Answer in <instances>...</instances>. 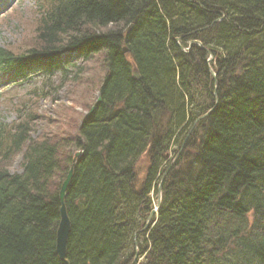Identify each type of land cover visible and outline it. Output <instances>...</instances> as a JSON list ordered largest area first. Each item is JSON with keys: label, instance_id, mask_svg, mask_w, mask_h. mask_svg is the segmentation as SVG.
<instances>
[{"label": "trees", "instance_id": "1", "mask_svg": "<svg viewBox=\"0 0 264 264\" xmlns=\"http://www.w3.org/2000/svg\"><path fill=\"white\" fill-rule=\"evenodd\" d=\"M36 8L27 50L0 48L10 85L42 75L28 92L34 101L14 104L16 120L0 117V264H132L136 255L135 264H264V0ZM66 53L78 59L61 62ZM70 84L93 86L88 114L74 136L45 131L40 99ZM72 166L65 263L58 195ZM160 184L157 218L140 232Z\"/></svg>", "mask_w": 264, "mask_h": 264}, {"label": "rangeland", "instance_id": "2", "mask_svg": "<svg viewBox=\"0 0 264 264\" xmlns=\"http://www.w3.org/2000/svg\"><path fill=\"white\" fill-rule=\"evenodd\" d=\"M2 1L6 5L11 6L6 8L4 14L0 15L1 18V16L7 13L5 17L0 19V48L9 49L17 54L23 53L27 50V47L32 43L36 35V17L38 16L36 7L38 0ZM89 69L90 71L84 74L82 78L83 83H86L87 80L93 83L92 74L96 73L98 65L90 66ZM41 76L38 73H31L26 83L20 86H14L7 85V81L3 80V77L0 75V117L6 123H11L16 120V114L14 112V108H16L14 104L16 102L26 104L27 101H34V98L28 92L34 85L40 83L38 79ZM22 80L20 79L19 81ZM55 86H58V84ZM96 95L91 84H79L74 87L70 84L62 89H58L56 94L50 96L47 100L40 99L38 112L46 117V122L43 120V126H41L45 131L53 134L60 133V130H63V134L74 136L76 134L74 126H77L88 114V106L92 103ZM177 150L178 146L174 147L169 156L171 160H174L173 152ZM20 163L21 158L17 157L11 166V171L20 172ZM146 166L147 159L143 155L137 165L141 179L144 176ZM154 201L156 204L155 197Z\"/></svg>", "mask_w": 264, "mask_h": 264}, {"label": "water", "instance_id": "3", "mask_svg": "<svg viewBox=\"0 0 264 264\" xmlns=\"http://www.w3.org/2000/svg\"><path fill=\"white\" fill-rule=\"evenodd\" d=\"M193 43H197V41L193 42ZM191 43V45L193 44ZM123 53L126 54L128 53L127 49H123ZM133 66V71H132V75L134 78L140 80L141 79V75L140 72L137 68V66L135 64H132ZM210 74L215 78L216 74L212 71V69H209ZM216 96V95H215ZM100 98H98V102H100ZM93 109L91 110L90 113H92ZM211 113V111H209L208 113H206L204 116L200 117L196 123L204 118H206L209 114ZM184 144L180 149V153L183 150ZM82 154V152H77L75 154L74 160H73V165L76 163L77 159L80 157V155ZM179 156V155H178ZM73 174H74V166H72L65 178V180L63 181L61 187H60V191H59V203H60V222H59V226H58V230H57V234H56V252L57 255L59 257V259L65 263H67L66 261V257H67V245H68V239H69V235L71 232V221L69 219L68 213H67V209H66V204H65V198H66V194H67V190L69 188V185L72 181L73 178ZM167 174V172L164 174L163 178L161 179V183L163 182V179L165 177V175ZM161 184L159 186L158 189V200H157V205L156 208L149 214V217L147 219V222L145 223L144 228L140 231V232H145L147 230H149L152 226V221L153 218L155 217L158 209L160 208L161 205ZM137 246V245H136ZM137 261V255L133 261L132 264H135Z\"/></svg>", "mask_w": 264, "mask_h": 264}, {"label": "bare ground", "instance_id": "4", "mask_svg": "<svg viewBox=\"0 0 264 264\" xmlns=\"http://www.w3.org/2000/svg\"><path fill=\"white\" fill-rule=\"evenodd\" d=\"M175 41H176L177 44H180V42H181V38L176 39ZM196 45L202 47V44H201L199 41H197ZM212 59H213V58H212V56H211L210 59H209V61H211ZM210 68H211V67H210ZM210 68H209V69H210ZM211 69H212V68H211ZM212 71H213V69H212ZM213 72H214V71H213ZM209 73H210V72H209ZM211 112H212V111H211ZM153 210H154V209H153ZM153 210H152V211H153ZM158 210H159V209H158ZM152 211H151V212H152ZM157 214H158V211H157L155 217L153 218L152 226H153V224H154V220L157 218ZM148 217H149V216H148ZM147 219H148V218H147ZM146 222H147V221H146ZM152 226H151V227H152Z\"/></svg>", "mask_w": 264, "mask_h": 264}]
</instances>
